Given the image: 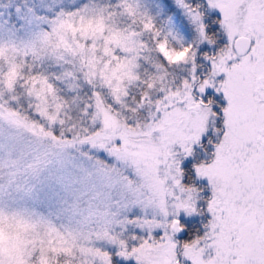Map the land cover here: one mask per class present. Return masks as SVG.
Returning a JSON list of instances; mask_svg holds the SVG:
<instances>
[{
  "label": "snow or ice",
  "instance_id": "1",
  "mask_svg": "<svg viewBox=\"0 0 264 264\" xmlns=\"http://www.w3.org/2000/svg\"><path fill=\"white\" fill-rule=\"evenodd\" d=\"M0 264H264V0H0Z\"/></svg>",
  "mask_w": 264,
  "mask_h": 264
}]
</instances>
